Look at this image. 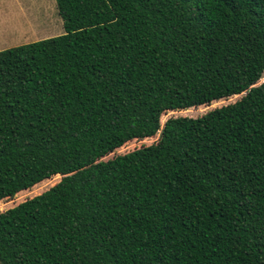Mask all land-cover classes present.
Wrapping results in <instances>:
<instances>
[{
    "label": "trees",
    "instance_id": "obj_1",
    "mask_svg": "<svg viewBox=\"0 0 264 264\" xmlns=\"http://www.w3.org/2000/svg\"><path fill=\"white\" fill-rule=\"evenodd\" d=\"M55 3L0 51V203L61 176L0 212V264H264V0Z\"/></svg>",
    "mask_w": 264,
    "mask_h": 264
},
{
    "label": "rangeland",
    "instance_id": "obj_2",
    "mask_svg": "<svg viewBox=\"0 0 264 264\" xmlns=\"http://www.w3.org/2000/svg\"><path fill=\"white\" fill-rule=\"evenodd\" d=\"M63 33L62 20L58 15L55 0H0V51L49 39ZM263 80L264 75L258 84ZM240 97V95L233 96L196 109L191 108L184 111L168 112L161 116V125L163 126L169 118L184 116L191 118L199 117L211 110L234 103ZM156 140L157 138L129 142L117 149L114 153L109 154L103 160L131 152L142 146H148ZM60 179L61 176L53 177L27 191L17 194L13 200L1 202L0 212L6 211L27 199L44 193L59 182Z\"/></svg>",
    "mask_w": 264,
    "mask_h": 264
}]
</instances>
